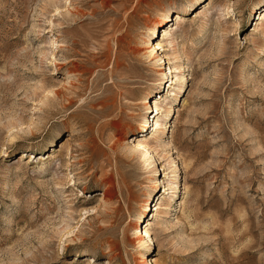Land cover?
Masks as SVG:
<instances>
[{
	"label": "rangeland",
	"instance_id": "rangeland-1",
	"mask_svg": "<svg viewBox=\"0 0 264 264\" xmlns=\"http://www.w3.org/2000/svg\"><path fill=\"white\" fill-rule=\"evenodd\" d=\"M154 262L264 264V0H0V264Z\"/></svg>",
	"mask_w": 264,
	"mask_h": 264
},
{
	"label": "bare ground",
	"instance_id": "bare-ground-1",
	"mask_svg": "<svg viewBox=\"0 0 264 264\" xmlns=\"http://www.w3.org/2000/svg\"><path fill=\"white\" fill-rule=\"evenodd\" d=\"M169 69H171V68H169ZM169 71H171V70H169ZM183 80H185V77H183ZM173 83V78L171 77V84ZM170 84V85H171ZM148 108H150V113H159V112H161L162 111V106L159 104V102L158 101H156V102H153L152 104H150V106H148ZM153 121V120H152ZM142 124H140V126L141 127H149V123H148V120L146 119V121H143V122H141ZM143 138L144 137H142V139L141 140H139L136 144V146L134 147L136 150H140V149H142V150H144L145 151V155L146 154H148V153H150V150H149V147H148V145L144 142V140H143ZM171 156V155H170ZM171 162H174V159L173 158H171ZM165 189H167V188H165ZM170 205L171 204H167L165 207H164V209H170ZM170 211V210H169ZM165 212L167 213L168 211L167 210H165ZM149 221V220H148ZM147 221V224H150V222H148ZM144 230H143V234L141 235L142 237H147L148 238V240H149V242L151 243V241H152V237H151V235H150V233H149V228H143ZM155 261V260H154ZM155 263V262H154ZM153 263V264H154ZM156 264V263H155Z\"/></svg>",
	"mask_w": 264,
	"mask_h": 264
}]
</instances>
